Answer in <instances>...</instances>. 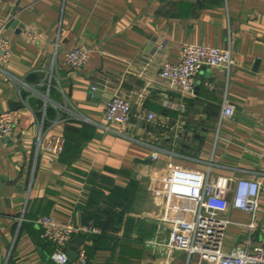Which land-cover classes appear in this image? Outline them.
<instances>
[{"label": "crops", "instance_id": "1", "mask_svg": "<svg viewBox=\"0 0 264 264\" xmlns=\"http://www.w3.org/2000/svg\"><path fill=\"white\" fill-rule=\"evenodd\" d=\"M26 27L40 39H27ZM2 29L14 50L0 69V113H12L15 132L0 142V264H56L36 220L48 216L84 225L82 207L92 190L132 182L139 186L128 215L136 220L134 230L125 236L123 228L99 243L96 236H81L79 250L87 251L88 264H187L185 253L168 257L147 245L166 240L172 224L195 210L186 200L167 205L169 167L203 173L213 164L214 179L260 183L255 215L234 208L225 214L233 224L222 248L228 255L248 242L250 248L261 244L264 0H0ZM184 44L231 49L229 76L221 68L205 67L193 96L168 89L160 79L162 67L180 62ZM76 48L90 53L82 69L65 64ZM52 67L57 80L49 82ZM41 95H49L50 102ZM116 95L132 104L129 125L104 119ZM225 102L236 109L232 120L222 117ZM46 106L68 108L63 115L68 124L54 130L66 140L59 158L50 156L39 139L36 118ZM149 113L156 117L152 124L146 121ZM193 261L207 264L198 255L188 264Z\"/></svg>", "mask_w": 264, "mask_h": 264}, {"label": "built area", "instance_id": "2", "mask_svg": "<svg viewBox=\"0 0 264 264\" xmlns=\"http://www.w3.org/2000/svg\"><path fill=\"white\" fill-rule=\"evenodd\" d=\"M24 36L30 41L40 39V34L33 28L26 27ZM14 50L13 41L0 30V69L12 60ZM181 60L177 64L165 63L160 73V79L170 90L193 96L197 83V76L203 68H221L230 74L234 65L231 49L219 50L211 47L184 44L180 47ZM90 53L85 48H76L65 57V64L71 69H82L89 61ZM48 75L49 82L57 80L54 67ZM9 80L17 82L27 92L32 93L31 87L9 75ZM46 102H50L49 95H41ZM47 107L36 118L40 128L39 139L45 140L46 152L59 158L65 152V138L55 133L59 127L68 124V117L63 115L68 112L67 106L56 107L58 116L49 120ZM235 107L227 102L223 105V119H233ZM76 119H82L74 114ZM155 115L147 114L146 121L154 123ZM104 119L108 124L126 126L133 119L132 104L128 98L116 95L105 107ZM15 132V121L12 113H0V142L10 139ZM151 136V133H149ZM264 158V152L262 153ZM153 162L159 161V156L154 153ZM213 164L211 165V167ZM209 171L199 173L191 170L169 167L165 175L164 199L167 205L174 200H186L194 204L192 216L186 220H177L168 233L166 240H155L147 243L148 247L160 248L168 257L176 253H185L189 260L201 256L207 264H264V239L256 248H250L248 242L245 248H237L230 254L223 252V239L228 228L233 224L225 214L230 208L255 215L258 209V200L262 185L257 181L241 179L233 183L228 178H213ZM229 195V197H228ZM165 221V219H163ZM35 224L40 229V239L52 248L51 259L56 264H88L89 256L85 249L78 251V258L72 261L68 255L69 246L75 237L101 235L102 231L90 222L78 225L74 222H61L52 217L44 216L36 220ZM254 229V224L249 225ZM187 263V264H188Z\"/></svg>", "mask_w": 264, "mask_h": 264}, {"label": "trees", "instance_id": "3", "mask_svg": "<svg viewBox=\"0 0 264 264\" xmlns=\"http://www.w3.org/2000/svg\"><path fill=\"white\" fill-rule=\"evenodd\" d=\"M48 119L56 117L54 107L47 109ZM66 149V145H65ZM139 186L132 182L128 187L112 186L107 190H92L82 207L85 224L93 222L101 231V235L94 237V242L109 241L110 234H118L123 228L128 233L134 230L136 220L128 217L132 212Z\"/></svg>", "mask_w": 264, "mask_h": 264}, {"label": "water", "instance_id": "4", "mask_svg": "<svg viewBox=\"0 0 264 264\" xmlns=\"http://www.w3.org/2000/svg\"><path fill=\"white\" fill-rule=\"evenodd\" d=\"M21 106L23 107L24 105H17V104H13L12 105V107L16 108V109L20 108ZM16 109H12V110H16ZM143 163L151 164L148 161L143 162ZM134 177H135V175H133L132 179H134ZM83 244H84V241L80 237H76L73 240L72 244L69 246L68 255H69V257L71 258L72 261H75L78 258L79 246L83 245Z\"/></svg>", "mask_w": 264, "mask_h": 264}, {"label": "rangeland", "instance_id": "5", "mask_svg": "<svg viewBox=\"0 0 264 264\" xmlns=\"http://www.w3.org/2000/svg\"><path fill=\"white\" fill-rule=\"evenodd\" d=\"M192 264H194V261L192 262Z\"/></svg>", "mask_w": 264, "mask_h": 264}]
</instances>
